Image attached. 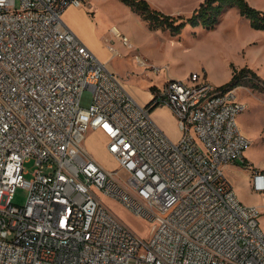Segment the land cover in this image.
<instances>
[{
    "label": "built area",
    "instance_id": "built-area-1",
    "mask_svg": "<svg viewBox=\"0 0 264 264\" xmlns=\"http://www.w3.org/2000/svg\"><path fill=\"white\" fill-rule=\"evenodd\" d=\"M82 2L0 0V264H264L261 209L241 201L226 172L251 143L237 88L193 71L139 103L66 25V8ZM156 103L175 115L178 140L152 118ZM89 129L106 135L117 170L89 152ZM252 175L264 196V171ZM20 186L24 205L13 201ZM101 195L150 221V236Z\"/></svg>",
    "mask_w": 264,
    "mask_h": 264
},
{
    "label": "rangeland",
    "instance_id": "rangeland-1",
    "mask_svg": "<svg viewBox=\"0 0 264 264\" xmlns=\"http://www.w3.org/2000/svg\"><path fill=\"white\" fill-rule=\"evenodd\" d=\"M148 1L165 13L190 16L203 0ZM249 2L264 10V0ZM82 3L89 7L94 20L93 25L88 26L94 52L107 59L108 67L119 75L124 86L141 104H148L152 99V86L163 88L169 78L184 79L193 71L205 72L208 81L216 85H223L229 76L232 78L233 66H249L264 78V31L253 28L250 20L235 7L227 10L213 29L187 24L178 36H173L168 30L150 29L122 0H83ZM114 25L130 37L133 48L123 45L113 34ZM109 44L118 49L116 56H111ZM236 88L238 97L248 106L237 120L251 143L227 175L232 178L241 201L261 209L259 221L264 230V196L253 188L252 183L254 169L264 170V92L244 85ZM166 108L162 104L157 106L151 111L152 118L171 139L178 140L181 131L177 120ZM84 144L107 169H118L117 160L109 153L104 137L97 130L87 131ZM25 166L29 171L26 177L31 178L34 161H28ZM125 175L120 173L121 177ZM27 196L26 188L17 187L13 201L24 205ZM101 198L140 236H150L153 226L150 221L140 218L115 198L105 195Z\"/></svg>",
    "mask_w": 264,
    "mask_h": 264
},
{
    "label": "trees",
    "instance_id": "trees-1",
    "mask_svg": "<svg viewBox=\"0 0 264 264\" xmlns=\"http://www.w3.org/2000/svg\"><path fill=\"white\" fill-rule=\"evenodd\" d=\"M122 1L136 11L150 29L168 30L173 36H178L187 24L193 27L200 26L213 29L221 22L226 11L234 7L239 10L243 17L250 20L253 28L264 31V10L253 6L249 0H203L190 16L165 13L152 7L148 0ZM240 85L264 92V78L249 66L241 68L233 66L232 78L222 86L236 88ZM156 88L157 86H152V90ZM159 105L152 106L151 111ZM244 163H246V160H244Z\"/></svg>",
    "mask_w": 264,
    "mask_h": 264
},
{
    "label": "crops",
    "instance_id": "crops-1",
    "mask_svg": "<svg viewBox=\"0 0 264 264\" xmlns=\"http://www.w3.org/2000/svg\"><path fill=\"white\" fill-rule=\"evenodd\" d=\"M90 12L91 11H89V7L87 5L86 6L70 5L64 11L63 18H64V21H65L66 25L69 28H71L77 35H79L82 38V40L88 45V47L94 52V50L92 48L94 46V41H93V39L90 36L91 35V30L88 28L89 25L92 26L93 23H94V20H93L92 16L90 15ZM179 13H180V11H178V14ZM96 55L102 61H104V62L107 61V59L105 57H103V56L101 57L98 54H96ZM229 80H230V76L228 78H226L222 83H226ZM162 105H165V104H162ZM165 106L168 109H170L167 105H165ZM170 111H171L172 115L175 117V115L173 114L171 109H170ZM97 132L100 133L104 137L105 144L107 145V141L108 140H107L106 135L101 130H97ZM103 166L106 167L105 165H103ZM233 167H234V164L228 165L226 167V172H228V174H229V172L231 171V169H233ZM228 177H229V175H228ZM229 178L232 181L233 186H234V182H233L232 178L231 177H229Z\"/></svg>",
    "mask_w": 264,
    "mask_h": 264
},
{
    "label": "water",
    "instance_id": "water-1",
    "mask_svg": "<svg viewBox=\"0 0 264 264\" xmlns=\"http://www.w3.org/2000/svg\"><path fill=\"white\" fill-rule=\"evenodd\" d=\"M150 102H151V100H150ZM150 102H149V103H150ZM149 103H148V104H149ZM148 104H146V105H148ZM156 104H157V103H156ZM156 104H155V105H156ZM153 106H154V105H153ZM151 108H152V107H151Z\"/></svg>",
    "mask_w": 264,
    "mask_h": 264
},
{
    "label": "bare ground",
    "instance_id": "bare-ground-1",
    "mask_svg": "<svg viewBox=\"0 0 264 264\" xmlns=\"http://www.w3.org/2000/svg\"><path fill=\"white\" fill-rule=\"evenodd\" d=\"M108 66V65H107Z\"/></svg>",
    "mask_w": 264,
    "mask_h": 264
}]
</instances>
